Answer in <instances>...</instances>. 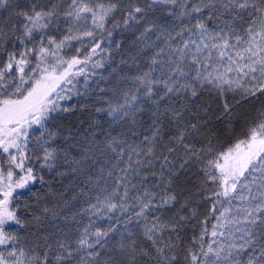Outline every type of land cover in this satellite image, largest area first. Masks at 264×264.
Here are the masks:
<instances>
[{
    "label": "snow or ice",
    "instance_id": "6c2138e0",
    "mask_svg": "<svg viewBox=\"0 0 264 264\" xmlns=\"http://www.w3.org/2000/svg\"><path fill=\"white\" fill-rule=\"evenodd\" d=\"M204 90L264 96V0H0V264H264V109L219 143ZM45 171L78 211L20 203Z\"/></svg>",
    "mask_w": 264,
    "mask_h": 264
},
{
    "label": "trees",
    "instance_id": "16d2710c",
    "mask_svg": "<svg viewBox=\"0 0 264 264\" xmlns=\"http://www.w3.org/2000/svg\"><path fill=\"white\" fill-rule=\"evenodd\" d=\"M210 26L211 22H210ZM121 37L117 36V39ZM119 61V57H116ZM102 75L107 77L106 80L100 81L101 87H121V84L117 83V78L115 75L109 76L108 72L104 69L98 70ZM134 71V70H133ZM98 79V78H94ZM95 86V85H93ZM228 102L230 104H236L235 112L240 115V119L235 122L234 131L229 132L225 130L224 124L216 119L220 114V105L222 104V99L214 92H209L207 90L201 91L197 97H188L186 100L184 98H174V103L179 106L181 104H187L188 111L185 115L189 119H195L196 116H200L202 119H207L208 124L205 132L211 129L214 132L218 133L217 140L219 143H224L233 139L236 135L242 133L244 129V117L254 116L257 111L264 109V96H257L256 98L250 100H242L239 94H236L233 97L232 94H229ZM237 102H239L237 104ZM75 103V101L71 102ZM249 112V115H248ZM86 120V116L82 115L81 112L77 109L74 113H66L62 117V123L65 127L72 128L73 126H79L81 128L86 127V123H81V121ZM46 180H50V186L55 193H49V185H40L35 184L31 186V192L27 190H19L23 193L20 203L23 204L24 201H28L29 204L33 206L30 211H35L37 214L40 213L43 206L51 207L53 204L63 205V201H69L67 207H64V214L71 215L73 212L78 211L79 207L83 205V198L78 200H72L71 197L78 191V188L83 180V177L80 175H69L64 178L51 179V174L44 172ZM179 191V190H178ZM32 193H39L40 199L37 200V197L33 196ZM61 193L63 196L61 197ZM56 224H59L63 227L61 221H56Z\"/></svg>",
    "mask_w": 264,
    "mask_h": 264
},
{
    "label": "rangeland",
    "instance_id": "374dc122",
    "mask_svg": "<svg viewBox=\"0 0 264 264\" xmlns=\"http://www.w3.org/2000/svg\"><path fill=\"white\" fill-rule=\"evenodd\" d=\"M248 115H249V112H248Z\"/></svg>",
    "mask_w": 264,
    "mask_h": 264
}]
</instances>
